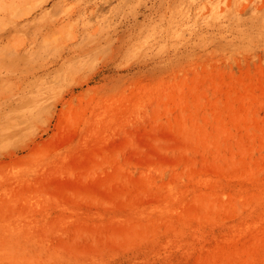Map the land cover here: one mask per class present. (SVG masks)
<instances>
[{
  "label": "rangeland",
  "instance_id": "1",
  "mask_svg": "<svg viewBox=\"0 0 264 264\" xmlns=\"http://www.w3.org/2000/svg\"><path fill=\"white\" fill-rule=\"evenodd\" d=\"M0 264H264V0H0Z\"/></svg>",
  "mask_w": 264,
  "mask_h": 264
},
{
  "label": "bare ground",
  "instance_id": "2",
  "mask_svg": "<svg viewBox=\"0 0 264 264\" xmlns=\"http://www.w3.org/2000/svg\"><path fill=\"white\" fill-rule=\"evenodd\" d=\"M263 6V5H262ZM262 8V7H261Z\"/></svg>",
  "mask_w": 264,
  "mask_h": 264
}]
</instances>
